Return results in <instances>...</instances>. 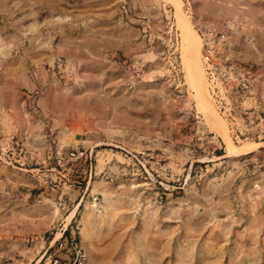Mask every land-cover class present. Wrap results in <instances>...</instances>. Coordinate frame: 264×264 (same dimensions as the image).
<instances>
[{"label":"rangeland","instance_id":"1","mask_svg":"<svg viewBox=\"0 0 264 264\" xmlns=\"http://www.w3.org/2000/svg\"><path fill=\"white\" fill-rule=\"evenodd\" d=\"M183 2L195 29L209 17L245 18L247 24L232 36L240 47L249 45L251 34L264 52V0ZM180 43L170 0H0V140L16 134L7 159L25 157L30 169L35 166L31 153L45 166L49 148L100 143L101 162L102 152L112 156L100 150L109 142L158 148L182 133L213 169L210 181L167 191L162 205L152 191L138 186L144 191L139 197L147 195L155 208L131 200L119 186L120 177L90 182L84 193L85 185L67 186L52 180L53 172L41 169L42 175H34L2 158L0 256L8 258L5 264H49L51 250L41 255L59 219L66 222L68 213L94 193L98 206L86 215L87 235L81 231L84 221L75 233L89 264H264V145L246 153L252 163L242 168L236 157L225 156L224 143L219 148L209 137L201 146L196 138L204 126L222 136L208 116L194 119ZM149 48L155 49L154 59L145 55ZM256 54L243 60L264 77ZM222 170H227L223 176ZM108 186L113 192L104 199L101 190ZM55 207L59 212L50 216L34 211ZM83 209L81 202L77 220Z\"/></svg>","mask_w":264,"mask_h":264},{"label":"built area","instance_id":"2","mask_svg":"<svg viewBox=\"0 0 264 264\" xmlns=\"http://www.w3.org/2000/svg\"><path fill=\"white\" fill-rule=\"evenodd\" d=\"M246 22L245 18L235 15L223 20L221 27L215 24L209 28L196 25L197 32L202 38V53L212 100L219 114L227 120L236 142L264 139V81L259 77L261 72H258V68L250 61L233 55L232 50L236 49V44L230 41L227 34L231 30L235 32V29L240 31ZM208 29L209 32H206ZM175 39L178 41L177 35ZM246 41L247 44L253 45L254 37L249 34ZM178 81L181 80L178 78ZM191 110L194 112L195 121L198 122L199 113L194 108ZM173 125L177 126V121H174ZM203 131L196 138L201 142V146L209 141L222 148L224 142L215 132L209 130L207 126L203 127ZM181 134L175 140H166L167 142L158 148L150 146L131 148L120 142H109L100 150H108L112 156L108 159L107 154L102 152L104 158L102 166L98 162L100 151L97 148L101 146L100 143L86 147L76 144L66 150L57 145L55 149L49 148L46 151L45 166L44 162L36 160L34 156L36 154L31 153L33 156H30V161L34 162L35 166L27 169L25 166L31 163L25 157L20 155L10 159L5 157L8 148L14 147V141L11 140L16 134L13 133L9 140L8 138L6 140V137L1 138L0 159L6 158V164H15L18 168L30 170L34 175L43 172L41 169L53 172L55 178L52 180L59 179V182L67 186L78 184L79 188L85 185L84 193L90 182L111 179L113 176L120 177L145 186L146 192H153L155 203L162 205L167 191L183 190L191 182L196 185L205 180L210 181L207 177H213V169L209 171L208 164L198 158V146L192 147L190 145L192 139L186 142ZM203 148L201 150L205 152L207 145ZM184 151H187L189 156L182 161ZM236 163L242 168L252 161L243 154L236 156ZM226 172L227 170H222L220 175L223 176ZM217 174L219 172H215L214 175ZM63 202L62 207L67 210L68 204L65 200ZM70 225L71 221L66 225L65 218L59 219L54 236L41 255L43 258L51 250L47 255L49 264H88L81 242L75 237V233L79 231L78 222L69 229ZM57 232L59 236L55 238ZM7 261V257L0 258V264Z\"/></svg>","mask_w":264,"mask_h":264},{"label":"bare ground","instance_id":"3","mask_svg":"<svg viewBox=\"0 0 264 264\" xmlns=\"http://www.w3.org/2000/svg\"><path fill=\"white\" fill-rule=\"evenodd\" d=\"M170 2L174 8V17L176 19L177 27L180 30V35H181L180 49H181V56H182L184 71H185L184 77H185V80H187L188 82V86L190 89V96L195 101V104L192 103L191 108L196 109V112L199 113L200 117H198V119H202V114L204 116H208L211 120L212 125L218 129V132L221 134L222 136L221 138L223 139V142L225 144V149L227 150V154L225 156H230L233 158L236 156H240L246 153L253 152L258 145L259 146L264 145V139L258 140V141L243 140V141H239L241 144L240 143L236 144L238 142H236L233 139V136L229 129L227 120L223 118L217 111L214 101L212 100V97L209 91V82L206 76V70H205L206 67H205L203 53H202V38L199 36L197 29L193 27V24L189 20L188 16H186L183 0H170ZM197 13L198 15H200L201 12H197ZM213 24L220 26L222 22L220 19L218 20V18L212 19L209 17L207 20L202 21V23H196L195 26L197 25L198 27L200 25H203L209 28ZM207 31L209 32V29L206 30V32ZM234 33H236V31L234 32V30H231L230 33L227 32L230 41L232 40L236 44V49L234 48L232 50L233 55L236 56L237 58L244 59V57L252 56L253 53L257 52L258 54H256L255 57L259 61L264 63V52L262 53L259 50V48L255 46L254 43H252L253 45H243L239 47V45L237 44L238 39L236 38V36H232V34ZM253 48L256 51L253 50ZM154 51L150 48L149 50H147V53L145 55L147 58H149L148 60L154 59V56L156 53V52L154 53ZM259 77L260 78L262 77V80L264 81V77L262 75H259ZM177 82H178L177 84L180 85L182 81H177ZM178 85L176 86V88L178 87ZM182 89L183 88L181 87L180 91H182ZM182 95L183 93H180L179 96H182ZM188 104H189L188 100L185 101L184 105H188ZM223 121L225 122L226 126ZM116 156L119 157L118 154H116ZM108 157L109 155L107 156V158ZM100 158L102 159V161L101 162L98 161V162L100 166H102L104 164L103 154H101ZM118 181H119L118 182L119 186L123 188V192L127 193L130 196L131 200L135 201L138 205H143L145 207L147 205H151L155 207L154 202L148 199L147 195L145 196V199L143 195L142 197L141 196L139 197L138 194L139 193L142 194V192H144V191H140L138 188V186H140L141 184H135L134 182L127 180V179H120ZM96 189L97 188L95 186L93 187L92 191H95ZM112 192L113 191L110 188V186L104 187L103 190H101V193L103 194L104 199L108 198L110 194H112ZM93 195L94 196L92 200L82 199L73 208V210L70 211L68 215L66 216L67 218H66L65 223L67 225L73 218H75L76 216L75 211L79 208V205L81 204V202H83L84 209L81 211L82 217L80 220H77L76 218L75 219L78 222V228H79V224H81V222L83 223L84 221L83 223L84 226L82 225L83 227H81V231L85 235H87V229H86V224H85L86 215L90 213L89 210L91 208H96L98 206V202L96 201L97 195L96 193H94ZM34 211L36 215H42L46 213L47 216H50V214H54V215L57 214L59 212V209L57 207H55L54 209H49V210H46L43 208H37ZM45 222H46V218L43 219L41 223H45ZM58 236H59V233L57 232L55 238H57ZM82 248L84 249L85 255L88 259L87 249L84 248L83 246ZM0 257H3V256H0ZM37 262H40L39 258L37 259ZM88 264H89V261H88Z\"/></svg>","mask_w":264,"mask_h":264}]
</instances>
